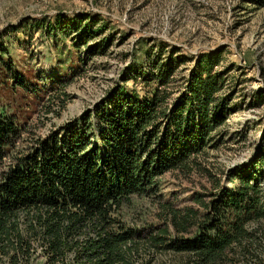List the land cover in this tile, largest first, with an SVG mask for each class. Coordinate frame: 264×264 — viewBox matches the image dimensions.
<instances>
[{
  "label": "trees",
  "instance_id": "trees-1",
  "mask_svg": "<svg viewBox=\"0 0 264 264\" xmlns=\"http://www.w3.org/2000/svg\"><path fill=\"white\" fill-rule=\"evenodd\" d=\"M42 26L79 52L107 29L92 16ZM108 40L85 52L104 54ZM142 47L90 112L26 153L16 151L19 118L0 108V264H264V152L218 168L219 177L206 160L233 139L228 118L244 103L235 101L231 66L219 68L223 51ZM16 75L15 88L39 95ZM262 104L264 92L249 97L250 108ZM175 172L211 178L209 200L194 197L203 210L161 204L158 225L128 224L122 208L132 196L155 194L159 178ZM158 254L170 258L156 262Z\"/></svg>",
  "mask_w": 264,
  "mask_h": 264
},
{
  "label": "rangeland",
  "instance_id": "rangeland-1",
  "mask_svg": "<svg viewBox=\"0 0 264 264\" xmlns=\"http://www.w3.org/2000/svg\"><path fill=\"white\" fill-rule=\"evenodd\" d=\"M87 16L107 29L80 52L71 38L48 35L42 26L57 17ZM101 38H109L106 52L89 56L86 49ZM156 42L179 47L187 57L220 50L219 68L231 66L235 101L244 103L228 118L233 139L207 151L214 174L219 177L218 168L228 170L264 152V104L248 106L254 92H264V0H0V108L15 113L23 128L16 151L26 153L37 138L85 116L142 46ZM190 65L180 67L179 74ZM16 73L27 80L25 89L36 83L39 95L15 88ZM220 177L224 189L232 187ZM158 184L155 194L134 195L122 208L128 224L158 225L161 204L202 211L194 197L209 200L212 190L211 178L196 173H166ZM261 184L264 188V180ZM169 258L158 254L154 261Z\"/></svg>",
  "mask_w": 264,
  "mask_h": 264
}]
</instances>
